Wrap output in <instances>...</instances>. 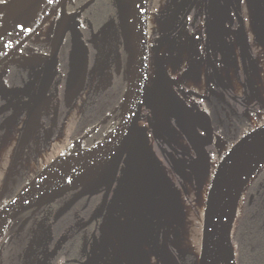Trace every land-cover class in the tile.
I'll return each instance as SVG.
<instances>
[{
  "label": "flooded vegetation",
  "instance_id": "obj_1",
  "mask_svg": "<svg viewBox=\"0 0 264 264\" xmlns=\"http://www.w3.org/2000/svg\"><path fill=\"white\" fill-rule=\"evenodd\" d=\"M7 1L0 0V14L13 9L4 8ZM89 1L73 0L67 4V11L75 14L70 16L69 28L79 29L88 48L86 81L74 103L69 104L67 96L71 29L56 56H53L56 47L51 45L61 19L59 13L49 21L51 28L45 42H34L33 38L27 44L30 52L23 47L12 57L17 62H9L11 58L0 67L2 83H7L6 90L0 84V174L7 164L6 197H9L0 207L36 176L25 178L26 183L19 180L20 169L28 173L25 163L33 156L31 150L40 127L49 136L50 146L52 137L63 133L70 112L80 102V116L74 127L79 135L61 152L70 154L101 142L120 123V110H115L126 89L127 54L117 8L114 0H94L85 6ZM151 18L159 22L157 28L152 27ZM106 25L108 28L103 29ZM147 25L149 63L151 52L160 50L152 43L153 35L172 40L174 47L176 75L162 79L156 87L168 106L164 107L167 112L159 99L156 106L149 103L147 85L139 125L114 182L108 183L110 156L103 153L93 162V168L83 166L48 202L15 214L0 242V264L195 263L193 252L184 255L180 263L179 252L185 243L188 247L192 245L190 230L196 227L195 219L198 216L203 219L200 214L204 211L199 210L196 196L202 177L209 176L207 160L212 157V134L218 129L217 111L222 114L227 109L222 105L226 91L223 82L235 71V76L240 73L243 77L242 85L250 84L249 68L255 70L257 64L253 62L254 55H261V59L264 55V0H148ZM232 40H236L235 45H231ZM28 56L34 62L29 63L27 70L20 67V61ZM233 57L235 62L231 60ZM260 64L264 69V60ZM46 69L50 71L51 83L44 101L35 105ZM163 82L191 110L194 145L188 140L187 127L179 121L178 109L159 90ZM26 86L25 94L21 89ZM208 117L210 123L202 125ZM105 118L107 121L103 123ZM208 183L209 195L211 181ZM245 196L239 218L251 211L254 219H263L264 230V170ZM161 246L170 247L165 260L160 257Z\"/></svg>",
  "mask_w": 264,
  "mask_h": 264
},
{
  "label": "water",
  "instance_id": "obj_2",
  "mask_svg": "<svg viewBox=\"0 0 264 264\" xmlns=\"http://www.w3.org/2000/svg\"><path fill=\"white\" fill-rule=\"evenodd\" d=\"M34 0H9L4 8L23 5L19 10L21 13ZM73 0H35L33 15L21 26L13 29L9 24L0 31V67L15 56L25 47L57 14H60V21L55 27L52 46L56 47L53 56H56L69 29L72 31V52L70 59V74L67 81V96L70 104L73 103L80 90H82L87 74L88 48L82 40V33L75 26L69 28L70 14L67 11V4ZM94 0L89 1L85 6L90 5ZM119 20L121 35L124 40V48L127 54L125 78L126 89L119 107L120 123L105 138L96 145L87 149H77L70 154L57 157L51 164L43 168L25 187H23L10 201L0 207V219L11 213L26 209L29 202L42 195L55 185L54 177L60 172H69V180L73 174L83 166L93 163L101 154L108 153L110 158L109 169L113 168L112 176L108 183L112 184L121 165L123 156L131 142L135 129L139 125V119L146 99L148 77H149V47H148V0H114ZM2 8L0 7V11ZM84 10V9H83ZM18 13V14H19ZM16 16V15H15ZM11 29V30H10ZM7 37L6 42H2ZM155 50L154 47L151 48ZM50 71L44 70V74L37 91L35 105L41 104L45 99L47 89L51 83ZM80 77V79H79ZM81 80V81H80ZM161 94L168 99L178 110L176 114L181 125L187 127L188 140L194 145L195 125L190 116V109L182 101L178 93L167 83L159 84ZM131 117V127L125 138L124 145L114 159V145L125 135L123 125L124 115ZM107 118L103 123H106ZM264 139V124L248 132L241 137L227 152L220 162L207 198L202 225L201 250L198 264H205L212 240L222 248L226 264H237L236 253L233 243V225L225 226L221 217L226 211L227 194L229 185L234 176L235 170L243 156H249L257 149V145ZM82 151V158L76 164L66 166L59 162L62 157H69L77 151ZM113 161V163H111ZM108 169V170H109ZM68 180V182H69ZM68 184V183H67ZM65 184V185H67ZM64 185V186H65ZM62 186V188L64 187ZM106 204V199L104 205ZM235 221V220H234Z\"/></svg>",
  "mask_w": 264,
  "mask_h": 264
},
{
  "label": "rangeland",
  "instance_id": "obj_3",
  "mask_svg": "<svg viewBox=\"0 0 264 264\" xmlns=\"http://www.w3.org/2000/svg\"><path fill=\"white\" fill-rule=\"evenodd\" d=\"M23 5H17L13 6V9L10 13H1L0 14V31L3 30L8 24V18H13L15 15L19 13V10L23 8ZM152 19V27L157 28L158 27V21L155 20L153 22ZM162 25V24H161ZM160 25V30H162L163 25ZM51 28V23H49L47 26H45L41 32L34 37V42L43 43L45 42V38L48 35V32ZM71 28V26H70ZM108 28V25L104 26L103 29ZM155 30V29H154ZM263 30V29H262ZM236 33H233V36H235ZM152 43L155 45H158L160 47V50L158 52H151L150 54V71L151 75L149 77V83H148V100L149 103L153 106H156L157 99L160 100L164 104L162 108L164 111L167 112L168 106L167 104L162 100L158 90H157V84L162 79L169 80L170 78H174L176 75V72L173 71V63L175 62V56H173V44L172 40L168 39H161L157 34L153 35ZM159 40V41H158ZM231 45H235L236 40L231 41ZM24 48H26V52H30V46L26 45ZM107 56V55H106ZM16 57L12 58L9 62H17ZM16 60V61H15ZM230 60V58H229ZM232 62H235V58H231ZM264 60L261 59V55L257 54L256 57L254 55V61L256 62L255 70L252 66H250L249 71L251 82L248 86H245L244 80L241 84V77L240 73L239 76H235L236 72L233 71L232 74L229 73L227 77V81L223 82V87L226 88V91L223 93L224 95V104L226 105L227 109L226 112L222 111V114L220 110L217 111V123H218V129L215 130V132L212 134V157H210L209 160H207V167L209 168L208 174L209 176L205 175L201 179L200 184V192L196 196V204L199 207V210L204 211L203 208L205 206L207 197H208V187L210 186L208 182L213 181V177L215 175V172L217 170V167L219 166L220 162L226 155V153L231 149V147L244 135H246L248 132L254 130L255 128L259 127L260 125L264 124V69H262L263 65L260 64V62ZM33 63L34 60L28 57H22L20 61V67L26 68L28 70L29 63ZM232 67H229L231 69ZM236 68V67H235ZM98 72L101 70L98 69ZM236 78H238L236 80ZM238 82V84H236ZM6 83V82H5ZM28 80L26 81V84H28ZM0 84L1 86L6 90L5 86L6 84L2 83V80L0 78ZM25 84V85H26ZM178 84V83H177ZM25 88V89H24ZM21 89L23 93H28L27 89L28 86ZM182 91H187V89H184V86H180ZM219 89V88H218ZM226 97V99H225ZM241 97L243 98L241 101ZM238 101V102H237ZM74 103V102H73ZM70 104V102H69ZM68 104V105H69ZM158 107V106H157ZM166 107V108H164ZM219 107V106H218ZM80 109H81V103L79 102L77 105L74 106L72 111L70 112V119L68 120V123L65 125V129L63 133L57 134L55 137H52L51 139V145L49 146L48 143L50 142L49 136L45 134V129L43 127H40L38 129V133L36 135V138L33 143V151L31 150V153L33 154V157L30 159V163H34V172L29 171L27 174L24 170L19 171L20 175V181L24 180L25 178L29 176L30 178L34 177V173L37 175L43 168H45L46 163H48L50 160L56 158L55 156L64 155L61 154L62 150H64L66 147L70 146L71 143L74 142V140L78 137L79 134L74 132V127L76 126V122L78 121V118L80 116ZM154 110H157L155 107ZM204 113V112H203ZM238 119L237 123H235V120ZM38 121V120H37ZM38 123V122H37ZM210 123L209 117L208 119L203 120L202 125ZM222 129V130H221ZM45 131V132H44ZM221 132V133H220ZM58 140V143L55 145V147L52 145L55 143V141ZM58 156V157H59ZM7 165V164H6ZM2 169V173L0 174V205L6 202V200L9 199V197H6V191L8 190L7 183H6V169L8 166ZM15 170V168H13ZM264 170V169H263ZM262 172V171H261ZM260 174V173H259ZM27 175V176H26ZM207 177L209 179H207ZM23 181V182H24ZM254 181V180H253ZM252 181V182H253ZM251 182V184H252ZM26 183V181L24 182ZM251 184L246 187V189L243 191V194L241 196L240 202H239V211L238 215L235 218L234 225H233V231H232V237L234 236V232L236 229L237 220L240 216L241 207L242 204L246 203V191L249 189ZM204 212H201V216H203ZM199 217V216H198ZM195 219L196 227L194 230H190V237L193 238V242L191 241L190 247L187 246V243L185 245L181 246V251L179 252L180 263L183 262L184 255L193 252L195 255V263L198 264V258L200 254V248H201V238H202V223L203 219L199 218ZM203 218V217H202ZM189 219V218H188ZM187 218L185 219L186 223ZM186 232L188 230H185ZM185 234V232H184ZM234 243V241H233ZM161 254L160 257L165 260V258H168L170 255V247H164L161 246ZM190 248V249H189ZM235 253H236V259L237 264H241L237 248L235 247ZM160 259V258H159Z\"/></svg>",
  "mask_w": 264,
  "mask_h": 264
},
{
  "label": "bare ground",
  "instance_id": "obj_4",
  "mask_svg": "<svg viewBox=\"0 0 264 264\" xmlns=\"http://www.w3.org/2000/svg\"><path fill=\"white\" fill-rule=\"evenodd\" d=\"M34 1L31 2L26 9H24L21 13L17 14L15 17L8 18V22H11L14 26L13 29L18 28L19 26L24 24L33 15L35 6L37 5V3H35ZM6 40L7 37L4 39L2 43L4 44ZM131 123H132L131 117L125 114L123 120L125 135L121 140H119L114 145V150H115L114 159L115 156L117 155V152L120 151L124 145V141L128 134L127 133L128 129L131 127ZM57 143L58 140H56L55 143L52 145L55 147ZM82 154L83 152L81 150L77 151L76 153L70 155L69 157H62L59 160V162L63 163L66 166H70L71 164H76L81 160ZM111 163H113V161H111ZM88 166L93 168L94 165L91 162L90 164H88ZM263 169H264V139L259 142V144L257 145V149L251 153L250 157L246 155L243 156L241 161L236 167L234 176L229 185L226 211L221 217V220L225 224V226L230 227L231 224H234V220L238 215L239 202L243 194V191L246 189V187H248L251 184V182L257 177V175H259V173L263 171ZM112 171L113 168L111 166V168L107 172L108 180L112 176ZM53 180H55V185L53 186V188L49 189L42 195L38 196L37 198L29 202L26 206H34V205L46 203L55 195H57L58 192L61 190L62 186L68 183L69 172H65V171L60 172L54 177ZM14 215L15 213H11L0 219V242L4 238L6 231L10 227ZM205 264H226V260L222 248L218 246L214 240H212L211 242L207 261Z\"/></svg>",
  "mask_w": 264,
  "mask_h": 264
},
{
  "label": "trees",
  "instance_id": "obj_5",
  "mask_svg": "<svg viewBox=\"0 0 264 264\" xmlns=\"http://www.w3.org/2000/svg\"><path fill=\"white\" fill-rule=\"evenodd\" d=\"M251 214L238 218L233 241L241 264H264L263 219H254Z\"/></svg>",
  "mask_w": 264,
  "mask_h": 264
},
{
  "label": "built area",
  "instance_id": "obj_6",
  "mask_svg": "<svg viewBox=\"0 0 264 264\" xmlns=\"http://www.w3.org/2000/svg\"><path fill=\"white\" fill-rule=\"evenodd\" d=\"M33 156H31L30 158H28V160L26 161V169H28V172L29 171H31V172H34V169H32V167H34V163L32 162V163H30L29 161H30V159L32 158ZM34 175H35V173H34Z\"/></svg>",
  "mask_w": 264,
  "mask_h": 264
}]
</instances>
